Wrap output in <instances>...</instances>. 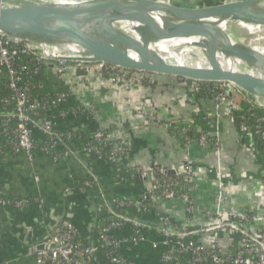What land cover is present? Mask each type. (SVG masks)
<instances>
[{"label": "crops", "instance_id": "1", "mask_svg": "<svg viewBox=\"0 0 264 264\" xmlns=\"http://www.w3.org/2000/svg\"><path fill=\"white\" fill-rule=\"evenodd\" d=\"M91 70L78 72L84 76L79 81L75 77L77 73L68 71L58 76L50 69H43L40 80L56 89L66 90L75 102L92 101L95 104V118L87 123V129L102 127L115 131L126 146L125 156L119 159L124 168L130 171L135 166L163 169L166 174L179 176L190 167L196 181L191 197L198 209L192 222V229L196 231L193 237L207 247L219 245L234 254L239 247L236 234L205 233L202 229L214 222L206 211L214 207L218 186L224 188L228 208L264 209V143L241 129L247 106L245 101L240 98L216 107L208 95L195 93L191 83L175 77L154 75L151 85L127 87L111 84ZM142 108H146L150 118L140 113ZM166 123H180L191 134L217 136L221 143L220 153L217 155L197 143L187 147L177 134L165 128ZM85 158L78 155L54 163L48 157L36 154L30 162L25 156L14 157L0 152V194L27 199L22 212L0 208L2 264H35L37 245L69 214L87 245L96 244L97 208L77 184L86 176L95 177L99 196L103 191L109 197L138 200L148 192V181L136 179L131 183H120L106 163L88 155ZM160 208L165 215L177 218V225L188 219L184 204L177 198L167 200ZM147 217L151 225L155 218ZM131 232L132 228L127 226L115 236L130 237ZM144 234L145 241L127 245L121 251L122 255L134 264H163L157 250L151 248L157 235L153 232ZM94 261L109 264L99 253L94 256Z\"/></svg>", "mask_w": 264, "mask_h": 264}, {"label": "built area", "instance_id": "2", "mask_svg": "<svg viewBox=\"0 0 264 264\" xmlns=\"http://www.w3.org/2000/svg\"><path fill=\"white\" fill-rule=\"evenodd\" d=\"M43 69H50L58 76L71 71L77 73L75 77L79 81H82L84 76L81 77L78 72L85 73L86 69H93L91 71L97 77L106 78L111 84L127 87L151 85L154 83L155 74L104 63H94L86 67L84 64L54 61L33 48L0 34V148L22 154L30 162L37 152L54 163L75 158L77 153L85 158L87 153L98 160L109 162L118 174L115 178L123 182L124 178L119 174L121 172L119 159L125 156L126 146L114 130L96 128L89 141H84L83 148L77 153L62 146L73 142L76 138L75 132L81 130V127L75 128L72 126L73 123L70 124L68 121L84 117V122H90L95 118L96 107L92 101L70 103V94L66 90L53 95L48 92L34 93L37 87L40 89ZM37 77L39 81H36ZM187 82L191 83L195 93H206L216 107L223 103L236 102L235 97L243 99L248 109L242 116L241 129L264 143V105L229 82H211L205 86L198 81ZM140 113L150 118L146 108L140 109ZM216 118L219 119L220 115L217 114ZM61 123L64 125L61 126ZM165 128L177 134L187 147L197 143L201 147L211 149L217 155L220 153L221 143L217 136L188 133V129L180 123H166ZM107 147H110V150L104 153L103 150ZM131 171L148 182H151L158 173H165L163 169L142 166H135ZM89 177V180L82 181L81 186H94L95 177ZM195 184L194 172L187 167L173 181L151 183L148 191L150 199L160 205L170 199H179L184 204L188 217L183 224L176 225L162 215L158 217L159 228L155 229L135 217L130 218L128 213L122 210L129 205L136 208L138 213L145 210V197L129 200V203L113 199L114 209L104 201L97 207V213L109 215L111 219H104L100 225L97 223L95 245H90L83 251L78 246L67 245L71 233L76 231V227L70 222L64 229L56 228L49 231L42 239L37 246L43 245L44 248L35 249V264H87L98 252L104 253L112 264H134L125 258L121 251L129 244L145 241V232L157 235L158 239L151 243V248L157 250L163 264H264V209L258 211L252 207H241L237 210L228 208L225 205L226 193L222 186H218L215 193L214 207L206 211V215L214 222L208 224L202 231L236 234L239 239L238 249L232 254L219 245L207 247L193 237L196 231L192 229V222L198 211L191 197ZM26 203L27 200L0 199V207L10 211L20 212L26 208ZM117 209L121 212L116 211ZM68 217L71 219V214ZM127 226L132 228L130 237L112 236L114 232L121 231ZM51 245L56 247L52 249ZM79 255L85 258L80 259Z\"/></svg>", "mask_w": 264, "mask_h": 264}, {"label": "water", "instance_id": "3", "mask_svg": "<svg viewBox=\"0 0 264 264\" xmlns=\"http://www.w3.org/2000/svg\"><path fill=\"white\" fill-rule=\"evenodd\" d=\"M259 1L225 0L199 7L201 0H0V34L54 61L86 67L104 63L183 82H229L264 105V56L218 45L219 30L208 22L241 20ZM253 14L264 19V9ZM180 37L201 39L192 46L151 47ZM220 57L237 61L235 69H224Z\"/></svg>", "mask_w": 264, "mask_h": 264}, {"label": "trees", "instance_id": "4", "mask_svg": "<svg viewBox=\"0 0 264 264\" xmlns=\"http://www.w3.org/2000/svg\"><path fill=\"white\" fill-rule=\"evenodd\" d=\"M157 75V74H155ZM36 81H39L38 77L36 79ZM199 84H201L202 86H205L206 84H209L211 82H198ZM40 89L39 87L36 88V90H34V93H46L48 92L50 95H53L55 94L56 92L58 91H61V90H64V89H56L55 87L53 86H50L49 84H44V83H40ZM207 92V91H206ZM201 96H207L206 93H202ZM235 100L239 101L240 100V97H235ZM69 102L74 104L76 103L75 101L69 99ZM248 107L245 106L244 108V113L245 111H247ZM70 124L73 123V127L77 128V127H81V130H78L75 132V139L73 142L71 143H68L66 145H62L63 147L65 148H68L72 151H74L75 153H77V151H80L82 148H83V142H87L89 141V139L91 138L92 134L95 132L94 130L96 129H93V130H88L87 128L89 127V125H87L88 122H84V117H78V119L76 120H69L68 121ZM67 123V124H69ZM64 124L61 123V126H63ZM86 129V130H85ZM111 147V146H110ZM110 147H107L103 150L104 153H108L109 150H110ZM0 152L3 153V154H10L11 156H23L22 154H16V153H11L10 151H8L7 149H2L0 148ZM36 154H39V152H37ZM34 154V156L36 155ZM79 154L77 153V156ZM91 156L93 157L92 155L90 154H87L86 153V156ZM81 157V155H80ZM95 160L97 161H100V162H104L106 163L110 169H111V174L113 177H116V175H118L115 170L113 169V166L107 162V161H102V160H98L96 157H93ZM86 159V158H85ZM66 161V160H65ZM63 162V161H62ZM121 165V164H120ZM121 167V172L119 174H121V176H123V182H120V183H123V184H127V183H131V182H134L136 179H141L137 174H132L130 170L124 168L122 165L120 166ZM177 178V176L175 175H172V174H166V173H158L155 178L151 181V182H148L149 183V186L151 185V183H154L155 181H158L159 183H162L163 181H173ZM90 177L89 176H86L83 180H89ZM116 179V178H115ZM82 180V181H83ZM117 180V179H116ZM94 186L93 187H82L80 186V188H83V190L86 192V194L88 195V197L90 199H92L94 201V205L96 206V208L102 204V202L105 201V203L110 207V208H115V205L113 204V199H120V200H124L126 202L129 203V200H125L123 197H116V196H112V197H109L107 192H103L100 194V196L98 195L97 193V190H96V184H97V181L95 179L94 181ZM81 185V184H80ZM150 188V187H149ZM149 191V190H148ZM142 197H145V201H144V205L146 204V208L145 210L141 211L138 213V211L136 210V208H134L133 206L129 205V206H126L125 208H123L122 210L126 211L128 213V215L131 217H135L137 218L140 222L142 223H145V224H149V221L148 222V217L149 215H151L154 219V222L151 223V226L155 227L156 225H153V224H157V219L158 217L162 216V215H165L161 210L160 208V204L159 203H156L155 201L151 200L150 199V193L149 192H146L144 193V195L141 196ZM175 197V196H174ZM1 198H5V199H9V200H22V199H17V198H9L8 196H4V195H0V199ZM140 199V198H139ZM27 200V199H26ZM134 201V200H132ZM163 205V204H161ZM159 206V207H158ZM1 208V207H0ZM24 210V209H23ZM15 211H18V210H15ZM116 211L118 212H121L120 209H117ZM22 212V211H20ZM97 213V212H96ZM147 215V216H146ZM168 219H170V221L174 224L177 223L178 219L177 218H173L171 215L169 214H166L165 215ZM97 218H98V224H102L103 223V220L104 219H111V217L109 215H106L104 213H97ZM147 221V222H146ZM73 223L72 222V219H70L67 215L66 217L62 220V222L58 225V229L61 230V229H64L66 228L67 224L68 223ZM185 222V221H184ZM177 225V224H176ZM2 225L0 223V230L2 231ZM118 232L120 231H116L112 234V236L114 235H117ZM132 234V232H131ZM201 243V242H200ZM67 245H71V246H78L80 250H84L86 249V247H88L87 245V242L85 240V238L80 234V232H78L77 230L73 233H71V236H70V239L69 241L66 243ZM1 248V247H0ZM101 256H105L104 253L102 252H98ZM79 258L82 259V258H85V256H81L79 255ZM106 258V257H105ZM34 260H35V257H34ZM107 262H109V264H112L110 261H109V258H106ZM1 262V261H0ZM87 264H97L96 261H94V258L92 257L90 259V261L87 263Z\"/></svg>", "mask_w": 264, "mask_h": 264}, {"label": "bare ground", "instance_id": "5", "mask_svg": "<svg viewBox=\"0 0 264 264\" xmlns=\"http://www.w3.org/2000/svg\"><path fill=\"white\" fill-rule=\"evenodd\" d=\"M238 1L242 0H235L234 2ZM260 9H264V0L259 1L248 9L249 13L245 16L243 15L242 18H240L241 20L226 18L208 21L209 23H214L219 30L215 39L218 45L222 43L235 52H241L247 55L264 56V19L259 14H253L254 10ZM125 29L129 30V27ZM200 39L199 37H180L168 42H160L156 45L158 47H151L161 50L165 43H167L168 46L176 44L192 46L196 45ZM166 57H168V54ZM181 58L182 57H180L179 60L183 62ZM220 63L224 69L233 68V65L235 69V65H237L238 62L226 61L220 57Z\"/></svg>", "mask_w": 264, "mask_h": 264}, {"label": "rangeland", "instance_id": "6", "mask_svg": "<svg viewBox=\"0 0 264 264\" xmlns=\"http://www.w3.org/2000/svg\"><path fill=\"white\" fill-rule=\"evenodd\" d=\"M151 1H160V2H176V1H181V0H151ZM185 1H190V2H192V0H182L181 2H179V3H181V4H185ZM201 1H204V2H202V4H200L199 5V7L201 6V7H208V6H212V5H216V4H219V3H222V1H225V0H201ZM232 1H235V0H232ZM84 181V180H83ZM78 185H80V184H82V182H80V183H77ZM158 220V219H157ZM158 222V221H157ZM159 222H158V224H155L156 226H155V229L156 228H159ZM122 250H125V247L122 249Z\"/></svg>", "mask_w": 264, "mask_h": 264}]
</instances>
